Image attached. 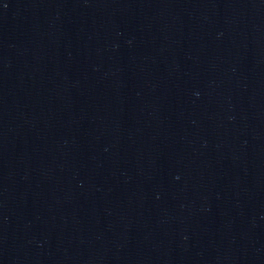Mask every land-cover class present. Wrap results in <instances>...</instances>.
Wrapping results in <instances>:
<instances>
[{"label":"water","instance_id":"water-1","mask_svg":"<svg viewBox=\"0 0 264 264\" xmlns=\"http://www.w3.org/2000/svg\"><path fill=\"white\" fill-rule=\"evenodd\" d=\"M0 264H264V0H0Z\"/></svg>","mask_w":264,"mask_h":264}]
</instances>
